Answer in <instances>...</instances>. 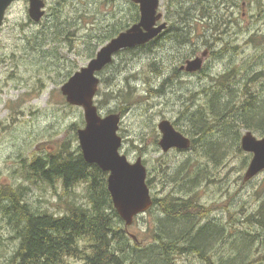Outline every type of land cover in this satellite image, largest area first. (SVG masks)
<instances>
[{
  "label": "rangeland",
  "instance_id": "374dc122",
  "mask_svg": "<svg viewBox=\"0 0 264 264\" xmlns=\"http://www.w3.org/2000/svg\"><path fill=\"white\" fill-rule=\"evenodd\" d=\"M199 2L202 0H191L179 12L176 8L178 14L163 5L161 11L177 23L178 38L118 53L113 64L98 74L101 85L95 104L102 117L121 115V153L131 163L142 157L154 200L190 199L211 211L199 221L223 229L222 237L210 249L213 263L234 257V245L247 235L253 247L247 264H264V227L248 222L264 203V172L244 182L253 158L242 149V138L249 131L221 125L209 108L214 93L221 99L222 91L231 95L237 91V106L245 101L241 94L247 86L242 82L247 71L262 76L248 82L246 99L264 100V0H235L233 10L222 4L215 9L214 0L207 3L213 4L210 9L218 14L211 10L212 14L223 21L231 22L232 16L230 34L223 36L226 39L215 37L208 16L199 13ZM136 10L130 0H50L47 17L35 23L29 16L28 0H18L6 14L0 30V190H21L36 213L63 217L68 203L87 205L85 184L67 192L61 180L53 184L40 180L31 165L36 158L56 154L63 145L73 153L81 151L78 130L86 125L84 111L67 103L62 87L111 39L133 25L139 15ZM206 51L210 54L200 72L181 70L188 60ZM227 73L235 77L236 88L231 91L227 86L230 80L222 88L214 80ZM127 92L133 94L130 101L123 96ZM201 115L215 130L202 134L204 139L187 151H162L158 128L162 121L197 140L201 135L192 134V120ZM250 132L258 139L264 137ZM226 135L233 136L224 139V145L230 147L215 165L201 145ZM8 206L0 199V264H6L20 245L14 219L5 212ZM162 216L159 207H153L125 227L126 236L143 249L149 248ZM68 263L84 264L75 258ZM203 263L193 253L173 257V264Z\"/></svg>",
  "mask_w": 264,
  "mask_h": 264
},
{
  "label": "trees",
  "instance_id": "16d2710c",
  "mask_svg": "<svg viewBox=\"0 0 264 264\" xmlns=\"http://www.w3.org/2000/svg\"><path fill=\"white\" fill-rule=\"evenodd\" d=\"M209 1L211 0H202L198 3L199 13L208 16L212 23L210 26L219 31L222 24L228 25L229 22L220 19L215 9H210L213 4L208 5ZM221 1L222 5L237 6L235 0ZM211 10L216 14L213 15ZM247 72L242 79V82L247 84L246 87H249L248 82L253 83L262 76L258 71ZM234 78L225 74L214 80L220 88L225 86L227 79L230 80L227 86L231 91L236 88L235 81L232 80ZM246 87L241 94L245 101L239 106L237 102L240 96L237 91H234V95L230 92L224 94L222 91L221 99L214 93L209 105L210 111L213 118L221 120V125L229 124L232 129L241 126L249 132H259L264 136V100L257 97L247 100L250 92ZM123 96L130 101L133 94L127 92ZM225 119L228 122L224 121ZM192 124V134L201 135L197 140H193L192 147L204 139L202 134L206 132L207 136L215 130L212 123L209 127L203 115L195 117ZM228 137L226 135L224 138L201 145L207 150L206 156L213 164H219L222 156L226 155L224 151L230 146L228 143L224 145V139L227 140ZM31 171L40 180L49 184L61 180L67 192L80 184H85L87 205L68 203L66 214L63 217H56L34 212L25 202L24 194L19 189L0 190V199L6 200L9 204L5 210L6 215L14 219L12 225L20 239L19 248L6 264H69L68 260L72 258L82 260L84 264H173L174 256L192 253L196 254L203 264H247L249 261L247 257L253 249L252 242L247 235H243L234 245L236 251L234 257L227 260L222 258L220 263H213L210 249L222 237L223 229L218 225H202L199 219L211 211L193 203V200L176 197L154 200V207L158 206L163 216L158 220L156 230L153 232L152 245L143 249L138 241L132 243L126 236L124 221L113 206L107 184L108 174L96 165L87 164L80 149L73 153L67 145H63L54 155L36 158L31 165ZM251 220L264 227V203L259 214L248 222Z\"/></svg>",
  "mask_w": 264,
  "mask_h": 264
},
{
  "label": "water",
  "instance_id": "95a60500",
  "mask_svg": "<svg viewBox=\"0 0 264 264\" xmlns=\"http://www.w3.org/2000/svg\"><path fill=\"white\" fill-rule=\"evenodd\" d=\"M15 1L0 0V30L8 9ZM131 1L141 7L140 22L108 42L86 67L76 72L62 87L67 103L84 111L86 125L78 130L83 158L87 164L96 165L108 174V190L113 206L126 227L132 226L136 218L152 209L154 199L147 184L148 173L142 157L131 163L127 156L121 153V115L110 114L102 117L99 113L95 104L101 83L98 74L113 63L116 54L149 44L166 28V24L156 27L162 20V15L158 14L160 0ZM45 7L44 0H30L31 20L39 23L46 14ZM208 54L206 51L201 57L188 60L181 70L188 73L201 71ZM158 128L162 134L159 146L164 153L174 149L186 151L191 148V139L177 131L171 122L164 120ZM242 149L253 155L244 177V182H249L264 172V137L258 139L252 132H247L242 138Z\"/></svg>",
  "mask_w": 264,
  "mask_h": 264
},
{
  "label": "flooded vegetation",
  "instance_id": "af4514ba",
  "mask_svg": "<svg viewBox=\"0 0 264 264\" xmlns=\"http://www.w3.org/2000/svg\"><path fill=\"white\" fill-rule=\"evenodd\" d=\"M18 0H16L12 6L17 2ZM131 1V0H130ZM215 1V4L216 6H214V8H218L220 9V6L222 3L221 0H214ZM29 2V8H30V0H28ZM45 4H46V7H45V11H46V14L44 16V18L42 20H44L47 15H48V9L50 7V0H44ZM133 3V5L137 8L136 12L139 14L137 18H135V22L133 23V25L137 24L140 22V19H141V7L139 4H136L134 3L133 1H131ZM191 2V0H167V2H165V0H160V4H159V9H158V14H161L162 15V20H160L156 27H159L161 26L162 24H166V28L161 32V34L155 39L153 40L152 42H150L149 44H147L146 46L144 47H149V46H153L155 44H157L158 42L162 41L163 39H166V38H169L170 40H174L176 38H178L179 36V33H180V30L177 29V26H176V22H173L169 16L167 15V12H162L161 9L163 7V5H167L168 9L171 10L172 8L174 9V12L175 14H178L179 11H181V9L185 8L182 6H186L187 4H189ZM11 6V7H12ZM178 6V7H176ZM224 6V5H223ZM10 7V8H11ZM234 5H232L231 7L227 6V10H233L234 9ZM176 8L178 9V12L176 11ZM213 8V9H214ZM228 12V11H227ZM175 14L173 16H175ZM209 19V17H207ZM42 20L39 22L41 23ZM230 25L233 24L232 22V16H231V22H229ZM132 25V26H133ZM230 25H226V27L222 28L221 30L217 31V29H214L213 28V31L215 32V37L217 36V38H221V39H226L225 37L223 36H228L230 34V32L228 31V28H230ZM131 26V27H132ZM229 26V27H228ZM130 28V27H129ZM182 30H185V29H182ZM181 33H184L185 35L187 34L185 31H181ZM219 36V37H218ZM180 39V38H179ZM210 54V53H209ZM197 58V56L193 57L192 59H195ZM194 74V73H193ZM192 140V139H191ZM192 143H193V140H192ZM193 145V144H192ZM192 217H196V216H193L191 215ZM197 218V217H196ZM205 218V217H204ZM184 255H187V254H184Z\"/></svg>",
  "mask_w": 264,
  "mask_h": 264
},
{
  "label": "bare ground",
  "instance_id": "6f19581e",
  "mask_svg": "<svg viewBox=\"0 0 264 264\" xmlns=\"http://www.w3.org/2000/svg\"><path fill=\"white\" fill-rule=\"evenodd\" d=\"M228 74V73H227ZM218 88V87H217ZM211 92V91H210ZM164 200V199H163ZM190 200V199H189ZM166 201V200H165ZM194 203V202H193ZM161 218V217H160ZM203 222H204V220H203ZM206 222V221H205ZM189 255H191V254H189Z\"/></svg>",
  "mask_w": 264,
  "mask_h": 264
}]
</instances>
